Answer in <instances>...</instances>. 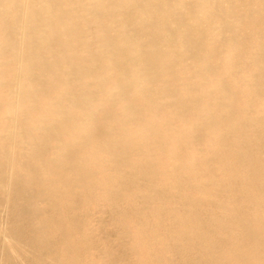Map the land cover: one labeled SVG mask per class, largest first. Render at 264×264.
I'll list each match as a JSON object with an SVG mask.
<instances>
[{"label": "bare ground", "instance_id": "1", "mask_svg": "<svg viewBox=\"0 0 264 264\" xmlns=\"http://www.w3.org/2000/svg\"><path fill=\"white\" fill-rule=\"evenodd\" d=\"M0 264H264V0H0Z\"/></svg>", "mask_w": 264, "mask_h": 264}]
</instances>
